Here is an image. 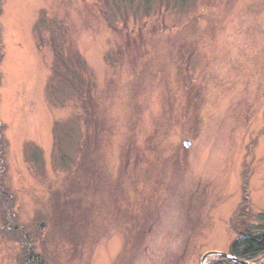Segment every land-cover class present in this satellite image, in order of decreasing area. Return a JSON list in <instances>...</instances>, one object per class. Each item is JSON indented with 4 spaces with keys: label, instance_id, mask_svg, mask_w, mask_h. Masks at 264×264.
Instances as JSON below:
<instances>
[{
    "label": "rangeland",
    "instance_id": "1",
    "mask_svg": "<svg viewBox=\"0 0 264 264\" xmlns=\"http://www.w3.org/2000/svg\"><path fill=\"white\" fill-rule=\"evenodd\" d=\"M140 2L0 0V264H202L263 222L264 0Z\"/></svg>",
    "mask_w": 264,
    "mask_h": 264
},
{
    "label": "trees",
    "instance_id": "2",
    "mask_svg": "<svg viewBox=\"0 0 264 264\" xmlns=\"http://www.w3.org/2000/svg\"><path fill=\"white\" fill-rule=\"evenodd\" d=\"M134 0H118V5L129 6ZM145 6H150V0H140ZM168 1V0H167ZM140 2V3H141ZM186 2V0H180ZM233 255L241 260L255 262L260 256L264 255V218L262 223L248 224L240 236L235 239L231 246ZM212 264H236L229 259L219 258Z\"/></svg>",
    "mask_w": 264,
    "mask_h": 264
},
{
    "label": "water",
    "instance_id": "3",
    "mask_svg": "<svg viewBox=\"0 0 264 264\" xmlns=\"http://www.w3.org/2000/svg\"><path fill=\"white\" fill-rule=\"evenodd\" d=\"M185 145H186V147H189L190 146V142L189 141H185ZM210 255H217L219 257L227 258V259L231 260L232 262H234L236 264H250L249 261L241 260V259H239L238 257H236L235 255H233L231 253L221 252V251H210V252H208L202 258V264H205L204 260ZM260 264H264V263H260Z\"/></svg>",
    "mask_w": 264,
    "mask_h": 264
}]
</instances>
